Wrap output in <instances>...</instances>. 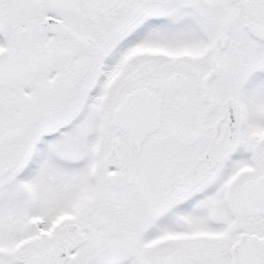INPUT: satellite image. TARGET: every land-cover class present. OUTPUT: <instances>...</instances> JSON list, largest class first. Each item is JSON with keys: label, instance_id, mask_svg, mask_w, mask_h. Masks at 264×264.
Listing matches in <instances>:
<instances>
[{"label": "snow or ice", "instance_id": "snow-or-ice-1", "mask_svg": "<svg viewBox=\"0 0 264 264\" xmlns=\"http://www.w3.org/2000/svg\"><path fill=\"white\" fill-rule=\"evenodd\" d=\"M0 264H264V0H0Z\"/></svg>", "mask_w": 264, "mask_h": 264}]
</instances>
